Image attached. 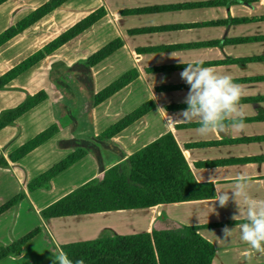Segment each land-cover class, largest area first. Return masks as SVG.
Masks as SVG:
<instances>
[{
	"label": "crops",
	"instance_id": "crops-1",
	"mask_svg": "<svg viewBox=\"0 0 264 264\" xmlns=\"http://www.w3.org/2000/svg\"><path fill=\"white\" fill-rule=\"evenodd\" d=\"M6 4L8 1L0 8ZM95 9L103 13L98 22L0 90V113L40 89L47 93L44 101L0 129V157L5 162L0 167V205L18 192L24 193L0 219L16 210L32 217L39 228L33 239H50L43 249L55 259L60 246L68 242L105 234L149 233L182 224L198 227L197 233L213 246L211 264H264V251L241 239L239 225L246 222L244 199L237 196L223 208L213 203L217 192L233 190L240 175L249 177L247 194L264 201V0H68L50 14L59 12L65 18L82 11L63 32ZM113 39L119 48L96 65H87L86 58ZM10 43L0 46V75L35 52L20 56L24 48L18 46L11 54L1 53ZM197 63L212 67L218 74H230L242 85L241 110L246 125L242 131L229 129L201 136L196 131L198 122L179 116L187 107L184 98L188 92L180 73L186 65ZM128 71L134 79L93 106L94 94ZM143 103L150 105L144 116L104 142L96 139ZM170 118L176 122H169ZM53 124L56 134L11 160L13 151ZM167 132L175 139L194 179L212 185L213 198L41 217L43 208L90 179L101 177L104 170ZM76 149H84L86 156L40 188L27 190L28 182ZM225 226L233 231L223 238ZM31 240L11 259L23 258Z\"/></svg>",
	"mask_w": 264,
	"mask_h": 264
},
{
	"label": "trees",
	"instance_id": "trees-1",
	"mask_svg": "<svg viewBox=\"0 0 264 264\" xmlns=\"http://www.w3.org/2000/svg\"><path fill=\"white\" fill-rule=\"evenodd\" d=\"M9 0H0V5ZM68 0H46L14 25L0 33V46L41 21L52 11ZM103 16L101 9H95L69 26L52 40L45 43L16 65L0 75V90L11 80L49 56L65 43L75 38ZM119 48L113 39L86 58L89 66L110 56ZM134 79L132 71L125 72L93 96V106L102 103ZM47 98L45 90L40 89L15 107L0 113V129L13 123L22 114ZM150 109L143 103L117 122L106 128L96 139L99 142L118 134L144 116ZM58 132L53 124L34 138L13 151L12 161L17 160L36 148ZM86 156L84 149H76L62 160L27 183L29 191L40 188L51 178L66 170ZM5 162L0 157V167ZM214 197L212 185L198 183L170 132H167L123 161L104 170L101 177L92 178L40 211L43 219L65 216L87 215L116 210L142 209L157 204H172ZM24 198L18 192L0 205V214L16 206ZM233 222L226 223L232 224ZM198 227L179 224L171 229L140 232L128 235L105 234L98 238L62 244L69 258L75 262L83 259L84 264H211L214 257L213 246L197 233ZM35 227L10 244L0 245V259L6 256H19L23 246L38 234ZM52 264H57L55 261Z\"/></svg>",
	"mask_w": 264,
	"mask_h": 264
},
{
	"label": "clouds",
	"instance_id": "clouds-1",
	"mask_svg": "<svg viewBox=\"0 0 264 264\" xmlns=\"http://www.w3.org/2000/svg\"><path fill=\"white\" fill-rule=\"evenodd\" d=\"M180 78L188 86L184 98L186 109L179 113L184 121H196V131L201 136L211 133L222 134L229 129L242 131L244 113L241 110L243 98L242 85L235 83L230 74H218L212 67L202 64H188L180 73ZM164 111V109H159ZM169 122L175 123L171 118ZM249 177L240 175L231 192H217L213 203L223 208L237 196L247 204L246 222L239 225L241 239L257 251H264V201L256 200L247 194ZM231 193V195L229 194ZM234 219V217H233ZM233 229L225 226L223 238L231 235ZM57 264H84L83 259L73 262L63 249L57 250Z\"/></svg>",
	"mask_w": 264,
	"mask_h": 264
},
{
	"label": "rangeland",
	"instance_id": "rangeland-1",
	"mask_svg": "<svg viewBox=\"0 0 264 264\" xmlns=\"http://www.w3.org/2000/svg\"><path fill=\"white\" fill-rule=\"evenodd\" d=\"M43 1L44 0H9L8 4L3 5L0 8V33L11 25H14L20 18L25 16L28 11L32 10L34 7H37ZM58 13L59 12H56V14L47 15L41 21L37 22V24H34L33 26L23 31L22 36L20 35L17 38H11L9 40L11 41L10 45L7 48L4 47L1 50V53L7 52L8 54H11L16 50L18 46H22L24 48L21 50L20 56L24 55V53L26 52H33L38 50V47L41 48L45 43L56 37V35H59L63 28L67 27L70 22L74 21L76 17L80 16L82 11L77 10L75 16L71 17L67 14L65 15V18L59 16ZM7 49H10V51H8ZM2 194L3 192L1 193L0 191V196H2ZM19 211L20 212H17V210L13 213L9 212L6 216L0 219L1 246L10 244L13 240L20 238L21 236L35 228V220L32 217H27L23 211ZM33 238L27 244L23 258H13L12 260L11 256H8L2 259L0 264L54 263L56 261L55 257L50 255V252L46 251V248L43 249V246L50 244L48 242V240L50 241V239H48L47 237L48 240H46L44 236L38 237L36 239Z\"/></svg>",
	"mask_w": 264,
	"mask_h": 264
}]
</instances>
